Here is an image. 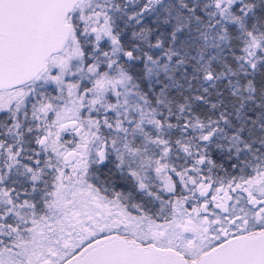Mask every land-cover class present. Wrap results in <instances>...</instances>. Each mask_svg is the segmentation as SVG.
<instances>
[{"label": "snow or ice", "instance_id": "snow-or-ice-1", "mask_svg": "<svg viewBox=\"0 0 264 264\" xmlns=\"http://www.w3.org/2000/svg\"><path fill=\"white\" fill-rule=\"evenodd\" d=\"M0 264H264V0H0Z\"/></svg>", "mask_w": 264, "mask_h": 264}]
</instances>
